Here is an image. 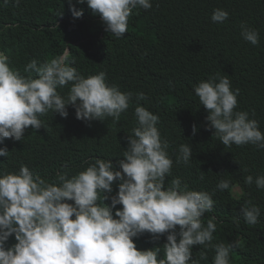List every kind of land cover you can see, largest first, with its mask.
<instances>
[{"label": "trees", "instance_id": "obj_1", "mask_svg": "<svg viewBox=\"0 0 264 264\" xmlns=\"http://www.w3.org/2000/svg\"><path fill=\"white\" fill-rule=\"evenodd\" d=\"M71 4L83 10L81 17H73L69 0H0V51L9 56L12 67L27 75L24 68L31 59L43 63L68 49V61L81 75L103 71L109 85L131 92L130 107L118 122L111 117L78 120L71 106L66 118L49 111L41 117L42 128L29 126L21 141L7 138L0 144L9 151L7 157L0 156V170L18 171L23 163L51 181L58 171L74 174L97 158L115 164L137 126L135 107L143 106L158 115L161 137L169 143L173 168L166 186L179 177L190 190L214 193V211L203 217L205 224L216 217L214 243L237 242L230 264H264V190L244 183L248 175L254 179L264 175V150L252 144L224 146L208 127V112L194 92L199 82L227 75L232 88L239 89L236 110L248 111L264 132V0H152L149 10L133 9L121 39L105 30L86 2L71 0ZM217 8L229 13L223 23L211 20ZM242 22L259 31L257 46L241 37ZM58 91L66 96L68 88ZM141 92L145 100H137ZM193 125L198 128L195 135ZM181 144L192 145L187 165L176 163ZM195 163L201 165L199 174L191 168ZM220 179H229L230 189L217 190ZM235 186L241 190L238 197ZM117 190L114 184L113 194ZM246 201L260 207L255 225L239 216ZM166 235L153 241L145 233L135 243L138 249L162 248ZM13 243L14 237L9 240ZM201 251L208 259L200 264H212L215 253L210 248L193 246V258L199 259Z\"/></svg>", "mask_w": 264, "mask_h": 264}, {"label": "clouds", "instance_id": "obj_2", "mask_svg": "<svg viewBox=\"0 0 264 264\" xmlns=\"http://www.w3.org/2000/svg\"><path fill=\"white\" fill-rule=\"evenodd\" d=\"M87 3L116 39L127 32L133 9L152 8V0H77ZM74 18L83 15L69 0ZM229 13L214 9L211 20L223 23ZM241 37L257 46L259 31L240 24ZM69 50L39 63L36 58L25 66L24 75L11 66L9 56L0 51V144L5 139L21 141L26 129L43 127L41 117L49 111L68 116L75 109L82 121L118 122L129 107L131 92L109 85L106 73L85 77L68 61ZM35 73V75H32ZM218 81V82H217ZM68 88L67 95L58 89ZM207 110L208 127L226 147L255 145L264 150V132L248 111H237L239 89H233L227 75L210 77L194 88ZM137 100H145L143 92ZM254 116L255 113L253 112ZM137 126L127 137L123 158H97L84 170L58 171L49 181L21 163L18 171L0 170V264H200L208 259L201 251L193 258V246L212 249V264H230L237 242H216L213 194L190 190L179 177L166 186L173 159L169 143L161 137L159 117L143 106L135 107ZM193 135L198 128L193 125ZM7 146L0 156L7 157ZM192 145L181 144L176 163L187 165ZM67 168V166H65ZM203 179V177H201ZM244 183L264 190V175H248ZM118 191L113 194V185ZM229 179H220L217 190L230 189ZM117 205L122 207L117 208ZM115 210V211H114ZM260 207L251 201L242 205L239 216L255 225ZM235 222L239 224V219ZM177 226L179 229L177 230ZM148 233L153 241L166 235L163 247L138 249L135 239ZM15 243L9 244L10 238Z\"/></svg>", "mask_w": 264, "mask_h": 264}, {"label": "rangeland", "instance_id": "obj_3", "mask_svg": "<svg viewBox=\"0 0 264 264\" xmlns=\"http://www.w3.org/2000/svg\"><path fill=\"white\" fill-rule=\"evenodd\" d=\"M191 168L197 173L199 174L201 172V165L198 164V163H195L191 166ZM234 194L238 197L241 193V190L239 189L238 186H235L234 187V190H233Z\"/></svg>", "mask_w": 264, "mask_h": 264}, {"label": "bare ground", "instance_id": "obj_4", "mask_svg": "<svg viewBox=\"0 0 264 264\" xmlns=\"http://www.w3.org/2000/svg\"><path fill=\"white\" fill-rule=\"evenodd\" d=\"M70 163V162H69ZM83 163V162H82ZM85 165V164H84ZM62 166V165H61ZM87 166V165H86ZM47 175V174H46ZM115 191V190H114ZM118 191V190H117Z\"/></svg>", "mask_w": 264, "mask_h": 264}]
</instances>
